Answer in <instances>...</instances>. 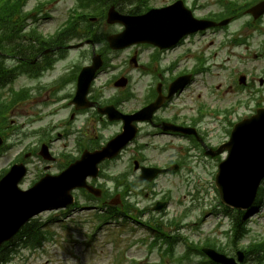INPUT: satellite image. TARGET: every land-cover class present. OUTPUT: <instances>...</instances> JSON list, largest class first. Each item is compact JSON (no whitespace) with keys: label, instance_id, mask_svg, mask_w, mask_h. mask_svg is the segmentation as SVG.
<instances>
[{"label":"rangeland","instance_id":"374dc122","mask_svg":"<svg viewBox=\"0 0 264 264\" xmlns=\"http://www.w3.org/2000/svg\"><path fill=\"white\" fill-rule=\"evenodd\" d=\"M39 1L42 0H30L28 8L36 5ZM170 0H156L151 3L156 5H161L163 3H168ZM75 4V0H63L60 1L58 5H51L52 15L54 16H65L68 13V8ZM109 30L108 27H106ZM236 61L232 58L231 64H235ZM101 81V80H100ZM99 81V82H100ZM229 98L225 101H222V104H227ZM47 108V107H45ZM31 105H27L24 108L16 109L15 114L12 115V119L16 120L18 124L28 121L29 123H24L25 127H21L18 131H15L13 134L19 133H31L34 127L41 126L43 124H53L51 131L54 133L51 134L53 142V149L55 152L61 153L65 149L66 139L63 137H57V132L64 131L62 122L64 121V116L66 115L65 111H60L54 114L47 115L40 120L29 121L26 120V117H30L32 114ZM43 116V115H42ZM31 119V118H30ZM79 126L83 124V119H79L76 122ZM56 125V126H55ZM91 126V124H89ZM103 133L108 136L114 129L109 128V132L105 128L102 129ZM23 136V135H22ZM18 140L20 136H12ZM34 138L33 143L38 142L39 139L35 135L30 136L24 139V142L20 145H17L12 150L7 152V154L0 158V172L9 165L10 161L13 159L14 155L19 153L24 144ZM70 140V139H69ZM23 141V140H22ZM71 142V140H70ZM69 142V143H70ZM39 143V142H38ZM64 148V149H63ZM63 160V156L60 157ZM61 161V160H60ZM58 161L53 165V169L50 171H56ZM32 165L30 168V174L27 178V182L23 184V187L29 185L35 178L39 169H43L44 163L40 158L33 157ZM124 163L114 164L115 169H120L123 167ZM206 169V168H205ZM205 169L198 168V170L204 172ZM185 173V172H184ZM206 177L210 176L209 170L207 169ZM159 188L163 191L167 187H174V196L182 197V194L189 193V190L194 191V185L187 183L181 175L171 178H161L159 180ZM145 198V196L143 195ZM140 199L142 204H148L149 199ZM189 201V198L187 199ZM83 201V199L81 200ZM187 202L184 203L186 205ZM179 207L173 206L169 211L176 212ZM94 212L84 211L81 215L72 216L73 219L63 218L62 215L57 212L58 215L63 219V223H66L67 227H64L62 221L52 224H48V229L51 232L52 238L45 241L42 247L29 250H19V252L14 256L12 264H115L116 258L119 255V252L124 253L125 262L127 264L130 261L136 260L140 264H160L161 254L157 249L150 251L149 243L151 242L150 238L151 233L145 226L138 225L136 222H128L126 226H120L117 223H107L102 225L98 231L91 232L90 228L92 227V222H89L93 217ZM56 214V215H57ZM51 215V212H45L42 214V218L45 220L48 216ZM198 218V215L190 216V219ZM149 218L148 214H144L142 220L147 221ZM250 219L249 226L252 228V232L249 236L242 241V243L250 240L251 237L256 236L257 233H262L264 231V207L261 208V211L256 214H252L248 217ZM68 223V224H67ZM214 224L213 218L210 217L206 223L202 225V231L196 232L193 234L192 238L194 240H202L206 235L207 231ZM119 225V226H118ZM190 230L188 227L181 229L182 235L186 236ZM191 231V230H190ZM96 233V234H95ZM94 237H91V235ZM90 237L92 238L90 240ZM147 238L146 242H143L142 239ZM180 246V250H182ZM172 262V261H171ZM166 259L165 264H174ZM177 264V263H176ZM185 264H196L194 261L186 262Z\"/></svg>","mask_w":264,"mask_h":264},{"label":"flooded vegetation","instance_id":"af4514ba","mask_svg":"<svg viewBox=\"0 0 264 264\" xmlns=\"http://www.w3.org/2000/svg\"><path fill=\"white\" fill-rule=\"evenodd\" d=\"M197 3H194V0H185V2L193 8L195 14L198 18L201 19H208L214 21H220L225 15L224 13H220L226 11L228 8L227 5L221 6L219 5V9L214 7V0H197ZM231 9L227 10L230 12L229 17H235L236 14H241L244 10L239 11L233 9L232 5H230ZM223 16V17H222ZM264 21V17L262 19ZM255 30L253 33L255 34L254 42L252 45L249 44V32L245 33L243 31L230 33V34H220L217 31L222 29L220 28H209L203 31H199L196 33H192L186 38L181 39L177 44H173V47L161 50L153 45L148 44H140L133 46L134 52L132 54H137L139 58H142V61H146L145 68L147 69V76L149 78L148 84V93L149 96L153 93V90L157 89V84L166 85L174 80L179 75H184L189 73L190 71H186L187 68H193L194 64L197 63L198 67H202V73L197 70V72L192 71L194 75V81L197 78V75L203 77L202 84L203 93L198 92L195 101H193V105H195V109L197 113H201L199 108H203L204 111V119L211 118V107H214L215 104V89L211 88V80L215 79L216 76V56H217V45L214 43L217 38L222 41L226 40L227 38H231L232 40H239V43L236 44V48H242L244 46V54L246 57L254 58V61H262L261 65L258 68H253L250 70H245V74L247 75L248 83H246L245 89H249L251 83H254L252 86H264V53H258V51L250 52L251 47L255 46H264V33L259 32L258 28H254ZM226 33V32H225ZM229 33V32H228ZM244 40V41H243ZM220 41V42H221ZM258 41V43H257ZM231 46V44H229ZM49 47V46H48ZM222 47V44L220 45ZM131 49V48H130ZM60 53H57L59 56H65L64 59L69 58V50H54ZM45 51H43L44 53ZM107 50L104 51L100 50V53L105 54ZM40 60H43V63H48L51 60V55L48 54L47 57L42 56ZM70 62H76L74 59H70ZM204 66V68H203ZM65 86L73 84V73L71 68L68 67L65 70ZM176 75V76H175ZM175 76V77H174ZM240 73L235 72V84L236 87H242L240 85ZM63 78V77H62ZM234 74L231 73L230 82L233 80ZM263 80V82H261ZM208 82V83H205ZM194 83V82H193ZM192 83V84H193ZM192 84L188 85L186 89H188ZM229 87H233L231 83L228 84ZM155 87V88H153ZM167 90V89H166ZM71 98V97H70ZM105 96L103 94L96 93L92 97V101L96 102V107L92 108L93 110L97 111V108L101 106L100 103L104 101ZM169 107L161 109L156 112L153 120L151 122L142 123L141 125L144 126L145 124L152 128L153 125H157L159 123H171L174 125H183V116L180 113H175L174 111L167 112L166 110ZM73 111L76 110L72 108ZM79 112V111H77ZM162 135L171 136L172 138L179 137L180 134L175 132H162ZM183 137V135L181 136ZM169 163V161L167 162Z\"/></svg>","mask_w":264,"mask_h":264},{"label":"water","instance_id":"95a60500","mask_svg":"<svg viewBox=\"0 0 264 264\" xmlns=\"http://www.w3.org/2000/svg\"><path fill=\"white\" fill-rule=\"evenodd\" d=\"M254 12L262 13L264 11V1L252 9ZM251 10V11H252ZM170 10L162 9L154 11V18L149 14L140 17L125 16L111 8L109 12V22H123L127 28L124 33L110 38L112 44L116 46H124L132 42L147 41V34L152 32L158 33L159 26L170 23L171 16H177V11L168 12ZM165 21V24L161 21ZM190 19L185 18L184 23L190 24ZM160 24V25H159ZM120 42V44H119ZM98 64H95V67ZM262 136L264 137V129ZM67 173L59 176L57 179H45L34 189L28 192H20L16 188V182L21 175L15 179L7 188H0V243L12 234L30 215L38 210L53 206V202L67 199L68 187L66 181ZM60 197V199H55ZM55 199V200H53ZM65 205V203H62ZM210 254L224 263L232 264L230 259L210 252Z\"/></svg>","mask_w":264,"mask_h":264},{"label":"trees","instance_id":"16d2710c","mask_svg":"<svg viewBox=\"0 0 264 264\" xmlns=\"http://www.w3.org/2000/svg\"><path fill=\"white\" fill-rule=\"evenodd\" d=\"M23 0H0V24H10V25H16L17 21L14 20L16 16H20V13L22 12V4ZM5 17H8L10 19H5ZM0 42H2L0 40ZM24 236L28 237V245L36 246L42 244V241L47 238L46 232L41 230L40 227H32V224L28 225L24 228V231L22 232ZM6 254L1 257L0 260H5L9 255V252H5ZM264 258V256H263ZM260 264H263L261 262Z\"/></svg>","mask_w":264,"mask_h":264}]
</instances>
